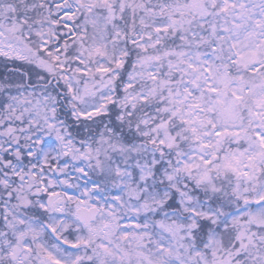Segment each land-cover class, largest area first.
Masks as SVG:
<instances>
[{"label":"rangeland","instance_id":"obj_1","mask_svg":"<svg viewBox=\"0 0 264 264\" xmlns=\"http://www.w3.org/2000/svg\"><path fill=\"white\" fill-rule=\"evenodd\" d=\"M50 1L56 3L47 4V12L38 7L35 9L36 20L57 12L73 29L76 42L85 39L90 49L89 55L84 54L83 57H87L83 60L77 55L75 66L71 65L68 52L63 54L57 51V47L63 46L54 26L56 22L34 25L28 15L21 16V12H27L30 5L40 6L44 0H34L32 3L19 0V3L14 4L3 3L1 9L12 14L7 17L11 18L8 27L15 29L16 39L23 40L24 35L31 32L30 51L27 44H22L23 48L16 45L14 50H2L0 47V56L6 54L9 57L11 54L15 55L16 60L30 56L28 65L31 73H34L35 82H47L50 76H56L68 97H75L82 104L78 108L83 117L106 111L108 101H117L122 109L116 120L120 130L116 132L114 128H108L91 141L77 139V135L69 133L57 117L53 99L56 96H49L54 91L39 87L31 90L32 102L26 112L18 111L20 101H16L14 115H0V159L1 150L5 147L10 155L22 159L33 156L34 160L45 162L46 148L55 147L56 153L64 161L51 167L50 172L62 178L47 179L46 186L61 187L62 179L74 175L72 179L76 178L82 193L88 194L91 188L92 193H95V206L103 212L97 226V242L102 251H107L112 246H120L121 239L114 237V229L120 217H125L124 211L136 218L140 214L139 210L146 209V206L136 203L139 196L134 188H128L125 192L119 189L118 192H124L123 195L105 200L103 195H98L104 189L101 186L103 181H97L95 177L101 170L107 169L106 161L112 157H118L122 165H119L120 162L116 164V169L110 170L109 174L122 178L150 177L154 165L160 161L157 147L153 146L146 154L141 145L123 142L120 131H131V135H138L139 138L150 136L152 141L153 137L159 135L162 137L159 142L166 144L161 150L163 154H167L165 148L169 147L178 156L177 163L182 172L179 180L184 186L189 185V190L185 191L187 200L191 198L192 202L196 201L192 203L194 207L198 206L199 201L202 203L200 210L203 215L210 217L209 223H217L220 219L230 220L234 235L227 248L221 249L220 235L211 232L205 246L211 252L201 254L194 245L192 233L189 235L192 228L185 232L181 225L173 223L170 225L172 228H169L166 222H159L157 230L164 233L158 234L156 245L160 257L169 260L158 261L157 264H199L198 259L204 264H264V76L262 84L254 85L244 80L243 76L232 74L229 63V60H238L242 67H260L263 64L264 0H240L245 6L237 15L236 23L242 27H238V30H246V35L252 40L239 39L238 32L234 36L236 31L224 33V38L221 36L220 39L224 43L226 41V45L220 53L229 59L213 68L208 67L209 63L205 61L208 52L199 53L198 47L196 52L177 50L166 41L168 39L164 35L168 33V28L173 26L176 29L186 23L185 14L174 13L175 2L196 7L202 6L205 0ZM256 2H262L259 12L256 10L257 5L254 6ZM198 11L207 14L205 8H199ZM144 13L153 16L160 26L149 28L151 23L146 24ZM127 44L131 45V49ZM39 49H43L44 53ZM66 50H70L68 45ZM129 59H132L131 65L125 68ZM124 71L127 73L126 79L122 76ZM16 79L18 81L20 78L16 76ZM243 89H248L247 96L253 92L251 105L254 107L245 106L246 101L241 98L238 100V90ZM246 100L249 102L250 98ZM149 103H156L158 111L171 109L178 117L191 118L188 119L190 123L194 122L193 128L197 133V138L194 137L191 143V152V147L184 148L177 138L169 134L172 127L169 122L153 116L154 110L149 107ZM137 110H140V114ZM135 112L139 114L137 124L129 118ZM246 113L252 114L250 123ZM215 117H218V125L212 127ZM11 125L18 126V130L8 137L7 128ZM145 156L150 157L149 162L140 164L135 170L132 161L139 158L142 163ZM34 160L33 172H41L37 170L40 165ZM173 160V156L167 159L168 163ZM169 174L172 184L176 186L177 173ZM113 185L109 186V190H114ZM233 192L238 196L239 203L230 198ZM256 202L260 203L256 205ZM126 217L122 223L124 226L129 220ZM145 227L137 230L133 225L126 234L128 242L124 252H133L135 257L141 258L143 263L139 264L152 263V258L147 255L150 249L146 252L140 247L151 235L150 226ZM214 248L216 252H212ZM127 261H131L129 256Z\"/></svg>","mask_w":264,"mask_h":264},{"label":"trees","instance_id":"obj_2","mask_svg":"<svg viewBox=\"0 0 264 264\" xmlns=\"http://www.w3.org/2000/svg\"><path fill=\"white\" fill-rule=\"evenodd\" d=\"M247 1V0H246ZM42 4H39L40 6H32L30 5L27 9V12H21V14L28 15L29 18L32 20L31 22L34 25H40V24H48V23H55L54 26L57 29L59 33V42L62 48L57 47V51L63 52V54H67L71 57L69 60L71 61L70 64L74 65V59L77 55L80 56V59L83 60L89 55L90 49L87 47V42L85 39H81V41L76 42V36L73 32L72 28H69L67 24L63 21L64 19L60 18V15L57 12H54L51 14V16H46L45 18H42L41 20H36L37 18V11L35 9H42L45 12H47V4H55L56 1H50L45 0L44 2H40ZM262 2H256L254 4L257 5L256 10L259 12L260 6ZM245 4L244 2H241L240 0H205L203 1L202 6H190L189 4H184L183 2H175V6L173 8L174 13L181 15L185 14L187 18L184 20L186 23L185 25L181 27H177L176 29L172 26L170 29L168 28V33H164L165 39L168 43L173 45L175 49L177 50H185L187 52H196L198 51L196 48H199V53L208 52L206 55L205 61L209 63L208 67L213 68L219 62L222 64L227 62L228 59L226 58L225 54L220 53L221 49L224 48L225 43L221 41L220 37H223L224 33H233L236 31L234 36L238 34L239 39H245L248 38L246 35V30L239 31L242 27L236 23L237 15L243 10ZM38 7V8H37ZM206 9L207 14H201L199 13L198 9ZM197 9V10H195ZM57 10V8H56ZM55 10V11H56ZM49 11V10H48ZM54 11V10H53ZM35 12V15H34ZM173 12V11H172ZM54 15V16H53ZM144 17L147 21V25L151 23V26L149 28H154L155 25H159V22H156L153 18V16L146 15L144 13ZM154 21V22H153ZM127 23V21H124ZM160 26V25H159ZM240 27V29L238 28ZM239 29V30H238ZM217 31V32H215ZM186 34V35H185ZM168 35V37H167ZM203 35V36H202ZM264 35V33H263ZM224 38V37H223ZM252 40L251 38H248ZM229 41V40H227ZM67 45L70 47V50H66ZM128 48L131 49V45L127 44ZM50 50V49H49ZM124 50V49H123ZM40 52L44 53L43 49H39ZM86 54L87 56L83 55ZM89 58V57H88ZM132 59H129L128 64L124 65L125 68H129V65H131ZM130 63V64H129ZM231 72L234 75H241L242 78L246 81L252 82L254 85H258L263 83V76H264V62L263 64H260V67H254V66H245L242 67L238 60H229ZM82 62L79 61V65H81ZM18 68H24L23 64H15ZM23 66V67H22ZM72 66V67H74ZM29 70V82L30 83H37L34 80V73H31L30 67H28ZM237 72V73H236ZM123 78H127L126 71L122 74ZM17 86L20 84V82L16 81ZM121 85V83H118ZM117 84V85H118ZM56 91L55 89H53ZM253 90V88H252ZM246 91L248 93V89L238 90V93L240 95L239 98L246 101V105L248 107H254V105H251L252 99H253V92H251V96H247ZM264 95V92L262 93ZM244 95V96H243ZM118 97V96H117ZM119 97H122V94H119ZM250 98L249 102H247L246 99ZM69 99V100H68ZM240 100V101H242ZM68 101H70V104H68ZM66 102V103H65ZM64 103L66 104H60L59 107L56 108V114L57 117L60 118L62 124H64L68 130L69 133H72L73 136H76L77 139H84L86 138L87 141L92 140L94 136L101 133V131L106 130L108 128H114L116 132H119L120 127L117 126L116 120L117 117L120 114V110L122 111L121 107L118 105L117 101H108V110L98 112L97 114L93 116H84L81 114V111H79V106L82 107V104L79 102V100L75 97H72L71 99L69 97L65 98ZM143 105V104H142ZM141 105V106H142ZM149 107L154 110L153 116L166 120L169 122L170 125H172V129L170 128L169 131L174 138L178 139V142L184 147L190 149V152L192 151V140L194 137L197 138V133L195 132L193 128V123H190L191 118H187L186 116L178 117L174 114V110L171 111V109H168L165 111H158L157 110V104H151L149 103ZM141 108V107H140ZM147 109V107H145ZM79 112H78V111ZM138 113L140 110H137ZM76 112H78V115H76ZM135 112V115L129 116L132 123H138L139 122V114ZM249 117V123L252 119V114L248 115ZM217 118H214L215 123H212V127H215L218 125ZM160 121V120H159ZM207 122V121H206ZM205 122V123H206ZM243 122V121H242ZM207 124V123H206ZM215 124V126H213ZM146 126V125H142ZM121 139L123 142H128L129 144L133 145H141L143 149L146 151V154H148V151L153 148V146L157 147V152L160 156V161L156 162L154 165V168L152 169V175L146 179H140L138 176L133 177H117L116 174L110 173V170H115L119 162V165H122L121 161L118 157L112 159H107L106 161V170H101V172L95 177V179L103 181V184H101L102 188L101 192H98V195H103L102 197H105L104 199L109 201L111 196L116 195H123L125 190L128 188H134L139 196V201H136L138 205H144L146 206V209H140L139 215L134 218V221H139L144 225H154L153 229L156 230L157 226L153 223L157 222H166V223H174L176 225H181L183 230L187 232L186 230H189V228L192 230L189 232V235L192 238H194V245L200 249L201 254H203L205 251H210L205 248L206 243L208 242L211 232L212 234H218L219 238L221 239L222 248H227V245H229V241H231L233 238V232H231L232 226L228 220L220 219L217 223H209V218L206 215H203L200 210V205L202 204L200 201L198 202V206L194 207L193 204L196 203V201L192 202V199H188L185 195V191L189 190V185L184 186L182 183V180L179 179L182 172H180V168L178 166V156L175 154V152L172 151L171 148L166 147L165 152L166 155L163 154L161 151L164 148L165 143L159 142L160 137L159 135L152 141L150 139V136H143L142 138H139L138 135L134 136L131 135V131L128 130H122ZM157 133V131H155ZM158 134V133H157ZM150 135H152V132H150ZM45 156L46 160L45 162H36L38 165V170L40 171H48L49 166L53 167L59 162H63L64 160L61 159V157L56 153V149L54 148H46L45 150ZM158 156V158H159ZM173 156V161L169 164L167 159L168 157ZM150 157L145 156L142 163L141 159L139 161L138 159H134L132 163L134 164L135 170L140 166V164H146L149 162ZM167 165V166H166ZM166 166V167H165ZM111 167V169H110ZM117 172V171H116ZM136 172V171H135ZM169 172H176L177 177L175 175L176 180L178 181V184L174 186L172 183V179L169 175ZM97 173V172H96ZM152 176V177H151ZM113 184H117L114 186ZM113 185L114 190H109V186ZM122 185V186H121ZM122 188H119V187ZM119 189H122L124 192H118ZM165 191V192H164ZM199 192V191H198ZM199 194V193H198ZM107 197V198H106ZM109 197V199H108ZM232 200H234L236 203H239V199L237 195L233 194L230 197ZM264 200V199H262ZM261 200V201H262ZM100 203H102V200H100ZM182 203H184V207L182 206ZM123 204V203H122ZM118 207L120 204L117 205ZM256 206V205H255ZM127 211H124L125 217L129 218L132 217V215H127ZM124 217V216H123ZM124 217V218H125ZM135 217V216H134ZM242 221V220H241ZM148 222V223H147ZM195 223V224H194ZM152 228V227H151ZM159 234H162V232H159ZM219 249V248H218ZM217 249V251H218ZM211 252V251H210ZM209 252V253H210ZM212 252H216L215 248L212 249ZM200 254V255H201ZM180 255V254H179ZM164 257H160V262L162 261ZM167 259V258H166ZM199 264H204L202 261L200 262V259H198Z\"/></svg>","mask_w":264,"mask_h":264},{"label":"flooded vegetation","instance_id":"obj_3","mask_svg":"<svg viewBox=\"0 0 264 264\" xmlns=\"http://www.w3.org/2000/svg\"><path fill=\"white\" fill-rule=\"evenodd\" d=\"M18 1L0 0V47L2 50L6 48L14 50L16 45L23 48L21 45L27 44L30 51L31 32L24 35L23 40L16 39L15 29L8 27L11 18L7 17L12 14L1 9L3 3L14 4L19 3ZM25 1L32 3L34 0ZM24 15L26 14H21V16ZM29 57L16 60L15 55L0 56V115H14L17 108L16 101H20L18 111L26 112L29 109L32 102L30 98L32 86L27 82L30 77ZM16 63L23 64L24 68L16 67ZM16 76L20 78L18 86ZM21 78L27 89L22 85ZM53 82L51 85L54 84ZM49 96L52 98L56 96L53 99L58 106L60 103L64 104V97L68 95L58 89V92L49 93ZM6 153L9 151L4 148L0 159V264L143 263V260L135 257L133 252H124L128 242L125 232L128 229L123 228L122 223L125 222L123 216L116 222L114 229V237L121 239L120 246H112L110 251L107 249L102 251V247L97 242V226L103 212L100 211L98 219L88 224L78 218L80 210L96 207L95 193H92L91 188L88 194L82 193L76 178L72 179L74 175L62 179L61 187L48 184L47 187V179L56 180V177L60 175L50 171L33 172L30 157V159L28 157L22 159L14 155L7 156ZM70 185L73 186L70 187ZM153 223L158 226L157 222L153 221ZM142 225L138 222L135 227L140 230ZM107 226L111 225L107 224ZM156 233L158 234L157 229H153L154 244L158 240ZM149 236H152V233ZM140 247L149 249V246L143 243ZM148 255L152 258L151 264H157L160 259L158 246L154 245ZM128 256L131 260L129 263Z\"/></svg>","mask_w":264,"mask_h":264},{"label":"water","instance_id":"obj_4","mask_svg":"<svg viewBox=\"0 0 264 264\" xmlns=\"http://www.w3.org/2000/svg\"><path fill=\"white\" fill-rule=\"evenodd\" d=\"M16 130V127L15 126H12L9 128V133L12 134L14 131ZM51 201V198L49 199V203ZM99 215V209L98 208H93V209H90V210H80L78 212V218L83 221V222H86L87 224L90 223L91 221L97 219Z\"/></svg>","mask_w":264,"mask_h":264}]
</instances>
